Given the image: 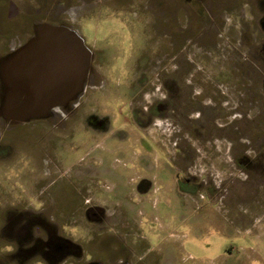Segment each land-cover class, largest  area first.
Masks as SVG:
<instances>
[{"label": "rangeland", "instance_id": "1", "mask_svg": "<svg viewBox=\"0 0 264 264\" xmlns=\"http://www.w3.org/2000/svg\"><path fill=\"white\" fill-rule=\"evenodd\" d=\"M56 31L83 75L29 115L6 53ZM13 209L32 259L4 235V264H264V0H0L2 233Z\"/></svg>", "mask_w": 264, "mask_h": 264}, {"label": "water", "instance_id": "2", "mask_svg": "<svg viewBox=\"0 0 264 264\" xmlns=\"http://www.w3.org/2000/svg\"><path fill=\"white\" fill-rule=\"evenodd\" d=\"M56 33L52 37H49L47 39L42 40V42L38 45L36 52L39 50L42 51L47 48H51V46H48L46 43H53V49L54 50H61V54L65 59V81L60 87H54V86H47L48 84H44L43 81V71H26L25 69H22V72H17V74L13 75L19 83H22L20 86H16L17 90L20 92L24 93H19L21 97L24 95H27V98L30 100L29 104L26 106V109L24 110L25 113L32 115V114H37L38 111H40L42 108L44 109L45 107L48 106L50 102H54L55 98L57 97V92L62 93L63 91H67L69 88L68 86V81L73 80L76 76V74L71 71V69L74 66V62L66 61L67 58H76L80 57L81 58V43L73 37L70 33L64 32V31H56ZM76 55V57H75ZM77 67H79V64L81 62L76 61ZM38 65H41L38 63ZM69 68L70 70H68ZM80 75L82 76L83 73H77L76 76V82L79 81ZM74 77V78H73ZM73 78V79H71ZM15 80V79H13ZM8 86L11 88L12 85L10 83V80L8 79ZM27 87L28 91H25L24 88ZM13 88V87H12ZM30 95H29V93ZM55 97V98H53ZM54 100H53V99ZM26 117V116H25ZM23 118V116H22Z\"/></svg>", "mask_w": 264, "mask_h": 264}, {"label": "flooded vegetation", "instance_id": "3", "mask_svg": "<svg viewBox=\"0 0 264 264\" xmlns=\"http://www.w3.org/2000/svg\"><path fill=\"white\" fill-rule=\"evenodd\" d=\"M35 36L36 37L34 39H36L37 37H39V38L41 37L38 34L35 35ZM32 38H33V36H32ZM9 39H12V38L9 37ZM30 41L31 40H28L27 43H26V45L31 44ZM46 44L48 46H53L54 45L53 43H46ZM17 50H18V48H16V46H15V47H12L6 53V54H9V56L11 54L13 55L12 58L11 57L9 58L10 61L8 62V64H9L8 70L11 71L13 73V75L14 74L16 75L17 72H20V71L22 72V69H25L26 71H32V70H35V71L42 70L43 71V67H45V66L38 65V63H40V58H39L40 57L39 56L40 53H39V50L37 52H34V53H32V52L27 53L26 56H25V58H21V56L19 55V53H17ZM47 50H49V48H47ZM58 55L63 60V61L61 60L62 61L61 64L63 65L65 59H64V57L61 54V50H58ZM66 61H70V62H74L75 61L74 62V66H73L72 69H73V72L76 71V73L75 72L74 73L77 74L79 72V67H77V64H75L76 61H77V59H74V58L70 57V58H67ZM46 67H48L47 64H46ZM65 69L66 68H64V70ZM67 69L70 70L69 68H67ZM46 71H48V69H46ZM46 81H47V79H46ZM63 83H64V81H63V76H62L61 77V81L59 80V82L57 84V87L62 86ZM47 84H48V82H47ZM76 85H77L76 84V79H73L71 81H68L69 88L67 89V91H63L60 94H59V92H57V97H56L57 100H62L63 101L65 99L71 98L73 96V94H74V90H75L74 87H76ZM70 103H71V100H70ZM54 114L56 116H58L59 113H57V114L56 113H50V115H52V116ZM12 211L14 212V217H16L17 220H18V226L15 225L16 221H14L15 223H13V220H11L9 222L10 224L8 223V226L7 227L10 228L11 226H13V229L11 231H7V232L5 231V233H2V230L3 229H6V226L4 225L2 227L3 223L5 222V218H3V217L0 216V220L2 221V223L0 225V242L5 241V239H4L5 236H8L10 238V240H6L5 247H10V245H11L12 247H14V246L16 247L17 246L19 249H22L23 248V249H25V253L27 255H29L27 257H30L29 259L31 260L32 259V256H31V253H29L30 252L29 250H30V248H32V243H33L31 241V239L33 238L32 229L30 231H28V233H26V232L24 233L21 230H19V228H20L19 227V224H20V222H22V219L24 217V214H23L24 210H21V209H16L15 210V209H13ZM13 212H11V213L9 212V215L11 214L13 216ZM6 221H9V219L6 220ZM28 224H29L28 227H30V223H28ZM11 239H12V241H11ZM0 247H1V245H0ZM61 247H62V245H61ZM19 257L20 256H16L15 255V256L12 257V256L9 255L8 256L9 263L16 264L15 263L17 261L16 259H19ZM37 259H39V258H37ZM0 264H4V262L2 263V258L0 259Z\"/></svg>", "mask_w": 264, "mask_h": 264}, {"label": "bare ground", "instance_id": "4", "mask_svg": "<svg viewBox=\"0 0 264 264\" xmlns=\"http://www.w3.org/2000/svg\"><path fill=\"white\" fill-rule=\"evenodd\" d=\"M40 64L45 66L43 67V81L44 84H47V86H54L56 87L60 78L63 76L64 77V68H65V61L63 65L61 62L63 61L59 55H58V50H54L53 46L49 48V50L44 49L43 53L40 51ZM42 58V59H41ZM62 60V61H61ZM46 64L48 67H46ZM48 69V71H46ZM42 71V70H39ZM47 79V81H46Z\"/></svg>", "mask_w": 264, "mask_h": 264}]
</instances>
